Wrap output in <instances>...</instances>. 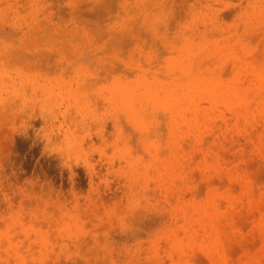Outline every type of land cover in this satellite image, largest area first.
Segmentation results:
<instances>
[{
    "label": "rangeland",
    "instance_id": "1",
    "mask_svg": "<svg viewBox=\"0 0 264 264\" xmlns=\"http://www.w3.org/2000/svg\"><path fill=\"white\" fill-rule=\"evenodd\" d=\"M263 55L264 0H0V264H264Z\"/></svg>",
    "mask_w": 264,
    "mask_h": 264
},
{
    "label": "bare ground",
    "instance_id": "2",
    "mask_svg": "<svg viewBox=\"0 0 264 264\" xmlns=\"http://www.w3.org/2000/svg\"><path fill=\"white\" fill-rule=\"evenodd\" d=\"M239 43H237L236 45H238ZM189 51H190V47L188 46L183 52H184V55H186L187 57L186 58H189L190 55H189ZM213 51V54L217 55V57H222V56H228V57H237L238 54L237 53H234L232 52L233 49L232 47H225V48H213L211 50V53ZM221 53H224L223 55H221ZM190 60H188V63H189ZM186 62V60H185ZM185 62L184 61H181L180 62V65L182 66V69L185 68ZM255 75L256 77H259V78H263L264 79V55L262 56V62H261V65L259 67V69L257 68L256 72H255ZM235 79L236 78V75L234 76ZM237 83V82H235ZM234 83V84H235ZM238 85H234V86H220V87H217V88H214L213 90L214 91H217L218 93H221L223 94V96H226V97H229L230 94H239V89H236ZM139 86H136L135 89L137 90ZM213 88V87H212ZM211 90V89H210ZM246 105V104H245ZM256 107H257V112H264V104L263 105H260L256 102ZM249 114H252V112L246 110L245 113H244V117L245 118H248L249 117ZM236 115V114H235ZM226 121V119H224ZM254 143L257 145V143L259 145H262L263 142H262V136L260 133H258L254 139ZM227 171H229V169L227 168ZM209 203L211 205L210 209L211 211L209 212V217H213V218H217V219H222L221 217V212L220 210L217 208V205H216V201L214 199L213 196H209ZM204 211V210H202ZM201 212V211H199ZM204 214V213H203ZM220 224V223H219ZM223 225L220 224V230L219 228L217 227V229L219 230L218 232L222 231L223 230ZM217 264H218V261H215Z\"/></svg>",
    "mask_w": 264,
    "mask_h": 264
}]
</instances>
